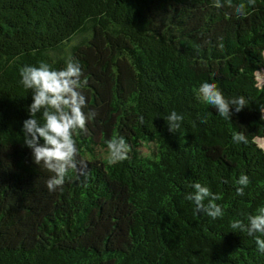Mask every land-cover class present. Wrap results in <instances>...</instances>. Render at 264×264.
<instances>
[{
    "label": "trees",
    "instance_id": "1",
    "mask_svg": "<svg viewBox=\"0 0 264 264\" xmlns=\"http://www.w3.org/2000/svg\"><path fill=\"white\" fill-rule=\"evenodd\" d=\"M220 3L0 0V264H264L256 240L231 228L264 207V0ZM68 60L95 115L73 133L77 167L50 191L53 173L23 143L32 99L20 70ZM204 81L245 108L221 116L198 96ZM172 111L183 119L170 130ZM118 137L129 152L113 164ZM194 182L222 216L185 198Z\"/></svg>",
    "mask_w": 264,
    "mask_h": 264
},
{
    "label": "clouds",
    "instance_id": "2",
    "mask_svg": "<svg viewBox=\"0 0 264 264\" xmlns=\"http://www.w3.org/2000/svg\"><path fill=\"white\" fill-rule=\"evenodd\" d=\"M215 4L220 7V0H215ZM236 12L243 15L244 5H239ZM20 75L24 88L31 90L32 99L28 106L29 118L23 121L21 128L23 143L31 150L34 162L37 165L42 163L53 173L47 181V187L50 191H56L65 183L69 171L77 167L78 148L73 133L84 129L86 122L95 115L90 110H84L87 98L81 89L87 81L81 79V65L74 60H68L61 69H55L43 61L39 66L25 65ZM197 93L226 118H231L233 109L240 112L247 104L244 96L226 98L216 82L204 81ZM41 112L43 123L36 118V114ZM182 119L181 114L172 111L167 117L169 129L179 128ZM232 139L234 143H247L243 132L234 133ZM107 149L108 161L115 164L127 158L129 145L123 137H118L107 141ZM236 183L247 186L249 178L242 174ZM191 187L193 191L187 193L185 198L194 202L197 209L202 208L213 219L223 215L221 206L215 203L218 197L209 187L200 182H194ZM236 191L243 193V187H238ZM206 199L207 206L203 204ZM231 228L246 231L256 240L259 251L264 253V207L259 208L257 214L249 216L247 224L237 219L231 223Z\"/></svg>",
    "mask_w": 264,
    "mask_h": 264
},
{
    "label": "rangeland",
    "instance_id": "3",
    "mask_svg": "<svg viewBox=\"0 0 264 264\" xmlns=\"http://www.w3.org/2000/svg\"><path fill=\"white\" fill-rule=\"evenodd\" d=\"M257 79H258L259 86H263L264 85V70L258 72ZM257 142H258V144H259L260 147H264V139H258ZM141 151L144 154H148L151 151V147L144 146L141 149ZM50 199H52V198H50Z\"/></svg>",
    "mask_w": 264,
    "mask_h": 264
}]
</instances>
